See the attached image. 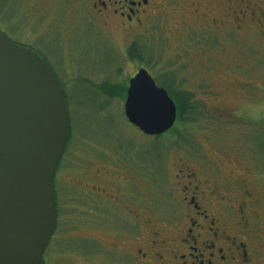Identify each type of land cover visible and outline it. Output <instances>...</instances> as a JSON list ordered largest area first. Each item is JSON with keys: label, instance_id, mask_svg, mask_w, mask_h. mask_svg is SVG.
Here are the masks:
<instances>
[{"label": "rangeland", "instance_id": "obj_1", "mask_svg": "<svg viewBox=\"0 0 264 264\" xmlns=\"http://www.w3.org/2000/svg\"><path fill=\"white\" fill-rule=\"evenodd\" d=\"M180 2L159 0L149 18L158 24L143 35L149 44L151 39L156 44L147 51L154 58L146 56L141 63L157 84L165 70L188 76L189 69L195 70L194 62L196 67H208L196 68L198 74L191 76V81H198L204 75L211 87H204L207 94L191 89L197 99L193 100L195 111L189 122H176L183 131L176 139L170 134L160 138L144 134L125 117L124 101L110 99L95 87L103 82L126 83L137 73L141 64L129 58L127 47L132 31L94 23L81 0H0V29L6 27L18 40L30 42L50 64L67 94L70 122L78 135L67 151L68 160L55 175L61 214L52 264L79 263L83 259L79 247L93 248L95 239H109L94 222L96 213H86L93 218L88 221L77 209L73 212L78 205L76 185L84 170V175L90 170L87 176L95 178L90 188L97 184L99 173L113 166L118 182H136L137 188L131 187L139 196L146 194L144 177L150 205L156 207H150L149 213H170L171 201H180L183 209L176 177L181 161L195 168L201 161L213 162L214 167L220 166L215 178L246 177L259 201L257 211L264 216V17L261 24L245 17L234 32H211L205 51L195 47L192 55L178 56L179 15L183 12L198 26L192 3L203 0ZM259 2L264 9V0ZM161 24L168 30L161 29ZM187 61L192 65L186 66ZM262 223L264 228V218Z\"/></svg>", "mask_w": 264, "mask_h": 264}, {"label": "flooded vegetation", "instance_id": "obj_2", "mask_svg": "<svg viewBox=\"0 0 264 264\" xmlns=\"http://www.w3.org/2000/svg\"><path fill=\"white\" fill-rule=\"evenodd\" d=\"M81 1L88 7L89 19L94 23L116 25L120 30L133 32L127 41L128 50L138 41L143 48L153 44L152 39L149 44L143 35L158 24L149 18L159 0ZM177 1L181 4L180 0ZM261 5L259 0H203L192 3L191 13L197 16L200 24L197 26L183 12L179 15L177 55H192L195 47L207 49L208 41L205 43V40L207 37L210 40L211 32H234L232 29L240 26L237 22L245 17L249 16L252 21L261 24L264 17ZM224 16L233 20L222 19ZM233 22L236 24L232 25ZM160 27L168 30L164 24ZM0 32L18 44L32 47L30 42L18 40L6 27ZM192 33L195 34L194 39L190 38ZM155 40L158 41L159 36ZM185 64L192 65L190 61ZM141 67L144 66L141 64ZM193 67L195 70H188L189 77L175 71L177 87L179 91L190 94L191 103L197 100L191 95L192 88L207 94L204 87H211V82L208 83L204 75L198 81H191V76L198 74L196 68L205 71L208 67H196L195 62ZM208 94L212 92L208 91ZM211 163L201 161V165L199 163L195 168L189 161H181L176 177L183 196V209L180 201H171L168 202L170 213H149L155 205H150V191L144 177L142 188L146 194L139 196L131 187H136V182L130 184L131 180L128 182L127 179L118 182V171L113 166H107L105 173H99L96 177L98 185L90 188L89 182L95 181V178L87 176L90 170L84 175V170L80 183L76 185L78 213H83L88 221H93V218L86 213H96L94 222L97 221L102 234L109 239H95L93 248L79 247L83 259L70 264H264L260 247V241L264 240V228L261 226L264 216L257 211L259 201L254 199V193L248 187L249 181L246 177L215 178L220 166L214 167ZM54 179L56 181V176ZM180 181L184 182L183 186ZM56 229L40 264H52L54 260L53 253L58 246L55 239L59 237Z\"/></svg>", "mask_w": 264, "mask_h": 264}, {"label": "water", "instance_id": "obj_3", "mask_svg": "<svg viewBox=\"0 0 264 264\" xmlns=\"http://www.w3.org/2000/svg\"><path fill=\"white\" fill-rule=\"evenodd\" d=\"M124 114L150 136L173 128L177 106L141 67ZM69 113L50 64L0 32V264H40L57 226L53 188Z\"/></svg>", "mask_w": 264, "mask_h": 264}, {"label": "trees", "instance_id": "obj_4", "mask_svg": "<svg viewBox=\"0 0 264 264\" xmlns=\"http://www.w3.org/2000/svg\"><path fill=\"white\" fill-rule=\"evenodd\" d=\"M152 45H154V44H151L148 47L143 48V44L140 43V41L135 42V44L132 47H130L128 50L129 58H131L132 60H137L139 62L146 61V59H145L146 56H149L151 59H153L154 55L152 53L147 52L152 48ZM155 60H157V59L155 58ZM157 63H158V60H157ZM154 66H156V65H154ZM163 72L164 73H163V76L161 78L159 85L164 87L168 91L169 95L175 101L176 106H177V120L184 122V123H187V122H189L188 119L191 118L190 117L191 112L195 111L193 103H191L189 101L190 100V94H188L186 91H179V89L177 87V83H176L177 78H176V74H175L174 70L173 71L165 70ZM128 83H129V79L126 83L120 84V83L103 82L100 84H96L95 87L99 90V92L102 95H105L110 99L117 98V99L124 101L126 98ZM61 88H62V92H63L64 98L66 100V104L68 107V97H67V94H66L64 88L62 87V84H61ZM166 134H170L171 137H175L177 139L180 135L183 134V131L181 130V132H180L179 126L175 125L170 131L166 132L163 135H166ZM163 135H158L156 137L160 138ZM76 136H78V135L75 132V130H74V128L70 122V115H69L68 137H67L64 153H63L62 158L58 164V169H60V167L62 166V164L65 160L66 161L68 160L66 154H67V151H69L70 147L74 145V143H75L74 141L77 140ZM53 188H54V192H55V196H56V202H57V217H58V221H60V214L61 213H60L58 194H57L56 189H55V179L53 181ZM76 209L78 210V206L76 208H73V212L76 211ZM77 213H78V211H77ZM59 229H60V224L57 222V229H56L57 234L59 233Z\"/></svg>", "mask_w": 264, "mask_h": 264}]
</instances>
